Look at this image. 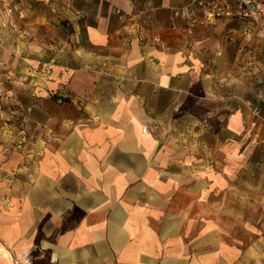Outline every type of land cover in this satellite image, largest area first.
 Instances as JSON below:
<instances>
[{"label":"crops","instance_id":"crops-1","mask_svg":"<svg viewBox=\"0 0 264 264\" xmlns=\"http://www.w3.org/2000/svg\"><path fill=\"white\" fill-rule=\"evenodd\" d=\"M187 2L28 0L35 37L1 32L0 112L15 96L44 155L25 166L0 121V264H264V85L242 21L190 26Z\"/></svg>","mask_w":264,"mask_h":264},{"label":"built area","instance_id":"built-area-1","mask_svg":"<svg viewBox=\"0 0 264 264\" xmlns=\"http://www.w3.org/2000/svg\"><path fill=\"white\" fill-rule=\"evenodd\" d=\"M28 0H0L3 11V18L0 21V43L2 42L1 32H6L15 38L29 40L33 39L36 31L33 26L26 23ZM50 8L52 13L58 12L57 0H34ZM183 9H175L174 16L185 18V23L193 25L214 24L229 17H237L242 21L241 32L231 31L228 34L230 42L235 43L237 53L240 55L241 67L240 76L249 81L248 90L252 95H257L258 89L264 85V0H188ZM236 11V12H235ZM120 23H123L125 35L145 34L151 15L147 9L139 12L140 20L134 22V16L123 13L120 9L116 11ZM76 15H81L80 11H75ZM196 15V16H195ZM197 15L200 18H197ZM128 16L132 24L128 25ZM155 42L159 39L155 38ZM262 40V41H258ZM8 97V96H7ZM8 110L0 112L3 135L14 137V148L21 150L25 154V166L36 162L42 154L37 147L36 136L41 132V125L34 126V135L26 129L28 114L20 106L15 96H9ZM252 115L259 120H264L263 107L261 104H254L251 109ZM9 115V116H7ZM31 179L32 173L28 174Z\"/></svg>","mask_w":264,"mask_h":264},{"label":"rangeland","instance_id":"rangeland-1","mask_svg":"<svg viewBox=\"0 0 264 264\" xmlns=\"http://www.w3.org/2000/svg\"><path fill=\"white\" fill-rule=\"evenodd\" d=\"M6 96V95H5ZM10 101V100H9ZM26 110V109H25ZM26 112H28V111H26ZM29 120V119H28ZM35 126V125H34ZM29 133L31 134V135H34V132H35V130H34V127H31L30 129H29ZM36 135V134H35ZM35 135L34 136H32V137H35ZM36 140V139H35ZM51 140V139H50ZM50 140H48L47 141V143H49L50 142ZM47 143H44V146H46V144ZM37 145H39V144H37ZM41 149H43V147H41ZM45 151V150H44ZM43 151V152H44ZM43 155H44V153H43ZM42 154H41V156L39 157V159L43 156ZM39 159L37 160V161H39ZM37 161L35 162V163H31L30 164V166H32L33 165V167L35 166V165H37L38 163H37ZM259 163L260 164H264V160H260L259 161ZM29 166V165H28ZM33 171V170H32ZM262 176H264V173H263V175ZM238 231V230H237ZM234 236L238 239V240H244V237H243V235H242V233L240 232V231H238L237 233H234Z\"/></svg>","mask_w":264,"mask_h":264}]
</instances>
